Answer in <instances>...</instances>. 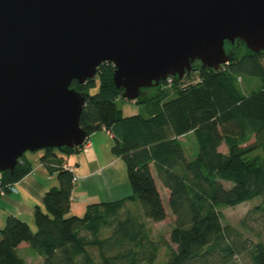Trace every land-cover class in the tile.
<instances>
[{
	"label": "trees",
	"instance_id": "trees-1",
	"mask_svg": "<svg viewBox=\"0 0 264 264\" xmlns=\"http://www.w3.org/2000/svg\"><path fill=\"white\" fill-rule=\"evenodd\" d=\"M234 50L219 69L196 63L197 70L185 72L182 79L175 75L171 83L163 79L159 86L142 89L135 103L143 104L145 114L124 116L117 107L122 97L110 62L98 66L94 79L73 80L72 87L87 93L81 127L88 138L100 129L112 135L110 151L125 162L132 195L92 202L82 216H69L74 175L63 167V155L79 147H47L40 160L58 185L43 196L45 212L34 208L36 231L14 215L6 217L0 228V264H25L16 252L21 242L42 256L44 264H149L162 247L168 251L164 264H232L245 253L251 264H264L261 231L248 223L253 214L252 220L264 225V51L253 52L242 41ZM242 76L259 80L258 89L242 92ZM167 84L174 96L164 100ZM91 86L98 88L94 94ZM189 133L195 137V153L185 146ZM151 165L169 192L167 203L174 214L168 240L154 239L147 225L167 216ZM15 167L0 172L3 184H16L32 169L25 154ZM223 181L230 186L225 188ZM255 196L262 202L241 220V227L257 237L254 242L234 225L223 224L220 208Z\"/></svg>",
	"mask_w": 264,
	"mask_h": 264
},
{
	"label": "water",
	"instance_id": "water-1",
	"mask_svg": "<svg viewBox=\"0 0 264 264\" xmlns=\"http://www.w3.org/2000/svg\"><path fill=\"white\" fill-rule=\"evenodd\" d=\"M264 51V0H0V172L26 151L74 148L87 93L112 64L127 100L163 79ZM198 67V68H199Z\"/></svg>",
	"mask_w": 264,
	"mask_h": 264
},
{
	"label": "crops",
	"instance_id": "crops-1",
	"mask_svg": "<svg viewBox=\"0 0 264 264\" xmlns=\"http://www.w3.org/2000/svg\"><path fill=\"white\" fill-rule=\"evenodd\" d=\"M120 99L117 102H120ZM137 105L135 101L124 103V106L128 109L126 114L123 115L142 114L144 107ZM88 142L89 146L85 152H75L69 154V156L63 155L62 163L71 165L73 175L77 177L72 183L69 216H82L86 206L92 204V202H114V200L132 195L125 162L110 151L114 142L112 135L100 129V131H96L89 136ZM222 146L225 150H222L220 146L219 149L225 153L227 149L224 144ZM42 154L43 152H39L36 155L26 156L32 166L31 171L16 182L14 187L17 188V192H7L5 196L0 197V228L4 226L8 215H14L28 223L31 230L36 231L33 220L34 208L37 206L45 212L43 196L51 187H57L58 185L57 177L49 173L42 164L40 160ZM190 156L193 155L190 154ZM151 171L167 214L164 199L168 200L169 192L158 179L153 165H151ZM164 220L150 222L157 224L162 223ZM21 250L24 254H21ZM31 250L26 242H21L16 252L23 258L25 264H44L42 256Z\"/></svg>",
	"mask_w": 264,
	"mask_h": 264
},
{
	"label": "rangeland",
	"instance_id": "rangeland-1",
	"mask_svg": "<svg viewBox=\"0 0 264 264\" xmlns=\"http://www.w3.org/2000/svg\"><path fill=\"white\" fill-rule=\"evenodd\" d=\"M262 59H263L262 62L264 64V57ZM167 79H169L168 81H169V83H171L172 76H169ZM97 81H98V79H97ZM238 82H239L241 91L244 92L245 94H248L249 91H253L255 89H258L259 84H260L259 80H257L255 77H251V76H242V78H238ZM89 88H90L89 91L91 94H94L95 92H97V89H98L97 86H91ZM165 89L167 90V93L163 99L164 100L172 99L174 96L172 86L170 84H167L165 86ZM130 101H135V100H127V99L121 98L120 102H117V105H118L119 109L120 108L122 109L123 114H126L127 109H128L124 106V103H128ZM141 105H143V104H141ZM134 106H135V104H134ZM142 113L145 114V108L142 110ZM253 140H254V138H252L249 141V143L252 142ZM249 143H247V144H249ZM185 146L188 149V151H190L191 153H195L196 141H195V137H193V135L191 133H189V135H186ZM220 148L222 150H225V148L222 146V144L220 145ZM39 152H43V149L36 150L35 152L26 151V153H24V154H25V156H29V155H36ZM222 183H223L225 188H228L230 186V183L227 181H223ZM262 200H263L262 197L255 196L251 200L243 201L242 203L233 205L232 207L222 206L220 208V211H222V214H223V217H222L223 224H230L232 226L234 225L241 232H243L245 235H247L252 241L255 242L257 240V237L254 236L251 231H248V229L241 227V220L243 219V217L246 215L247 212H249L254 206L260 204L262 202ZM164 203H165L166 212L168 214L167 218L162 223H157V224H154L151 222L147 223V225L150 228V235L154 239H158L159 236H163L166 240H168L169 236H170L169 232L175 226L174 214L171 213V211H170L169 203H167L166 199H164ZM253 217H254V215L251 214L249 217L250 219H248V223H249V225L254 227L256 230L261 231L260 237L264 241V225L262 224L261 221L252 220ZM171 246L176 248V245H174L172 243H171ZM31 251L34 252L33 250H31ZM20 252H21V254H24V252L22 250ZM34 253H36V252H34ZM156 257H157L156 260L153 261L152 263H149V264H164L168 258L167 249L165 247L160 248ZM138 264H146V263H138ZM232 264H251L250 263V257L247 253H245L243 255L235 257L234 262Z\"/></svg>",
	"mask_w": 264,
	"mask_h": 264
},
{
	"label": "built area",
	"instance_id": "built-area-1",
	"mask_svg": "<svg viewBox=\"0 0 264 264\" xmlns=\"http://www.w3.org/2000/svg\"><path fill=\"white\" fill-rule=\"evenodd\" d=\"M169 80V79H168ZM89 146V142L87 141V139L85 141H83V143L77 147L78 148V152H85L88 149ZM63 167L67 170L72 171L73 167L71 165H66L63 164ZM77 179L76 175L73 176L72 181H75ZM15 183H6L3 184L2 182V178L0 175V197L5 196L7 192H17V188L14 187Z\"/></svg>",
	"mask_w": 264,
	"mask_h": 264
}]
</instances>
